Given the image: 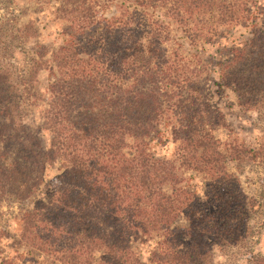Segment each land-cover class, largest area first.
<instances>
[{"label":"trees","instance_id":"trees-1","mask_svg":"<svg viewBox=\"0 0 264 264\" xmlns=\"http://www.w3.org/2000/svg\"><path fill=\"white\" fill-rule=\"evenodd\" d=\"M112 1L58 0L52 18L64 39L51 50L31 21L0 33V203L33 199L16 255L0 264H209L215 246L264 264L246 251L259 203L226 167L264 160V149H221L213 128L222 114L204 97L199 66L225 27L253 23L254 0H122V13L100 19L97 8ZM173 27L189 49L167 48ZM14 39L33 52L22 67L10 58L23 47ZM225 51L222 83L243 109L264 107V29ZM160 126L175 144L169 157L151 149ZM55 160L59 172L36 199ZM185 171L200 175L201 194L183 184Z\"/></svg>","mask_w":264,"mask_h":264},{"label":"rangeland","instance_id":"rangeland-1","mask_svg":"<svg viewBox=\"0 0 264 264\" xmlns=\"http://www.w3.org/2000/svg\"><path fill=\"white\" fill-rule=\"evenodd\" d=\"M122 0H113L110 4L100 5L98 17L110 18L117 16L125 10L121 5ZM58 0H0V33H10L17 35L24 32L23 23L31 21L37 29V40L46 45L51 50L60 45L64 36L60 29L58 21L53 20L54 8L58 5ZM253 23L248 21L245 25L237 24L225 27L224 37L211 43L205 44L201 50L204 84H202L204 97L207 103L222 114V120L215 124L213 134L219 139L221 149L228 148L235 142H240L248 147L257 148L261 144L264 149V107L260 109H243L237 104L236 95L231 87L224 85L218 76V65L216 62L225 57L228 47L243 41L252 36L255 28L264 29V0H254L253 3ZM21 28V30H20ZM20 30V31H18ZM174 39L167 43V48L177 46L175 42L182 43V48L189 49L190 46L179 38L180 33L173 27ZM14 39V43H19ZM22 50L11 46V60L16 66L22 67L27 57L32 56V49L29 44H23ZM41 81H45V73L41 75ZM45 98V97H44ZM44 100L39 101V105L44 104ZM25 121L35 128L40 123L37 107H28ZM163 133L152 141V151L156 156L169 157L174 150V142L167 127L160 126ZM228 171L238 175L241 187L244 193L256 199L257 210L254 212V218L250 222L252 226V235L248 242L246 251L252 250L255 254H260L264 259V160L256 158L255 160H243L239 166L234 160L226 162ZM59 162L56 160L46 166L44 180L35 194L36 199H44L46 192L51 188L55 175L59 172ZM184 181L188 188L202 193V178L193 171L184 172ZM33 199L17 201L4 200L0 203V262L6 256H14L21 232V222L23 211L30 208ZM143 259L147 256L146 246L137 244ZM22 253L23 249L19 248ZM18 255V254H17ZM17 257V256H16ZM15 264H33L23 257H17ZM146 264V263H144ZM209 264H250L246 261L245 253L238 252L236 247L228 251H221L217 246L212 249V258Z\"/></svg>","mask_w":264,"mask_h":264}]
</instances>
